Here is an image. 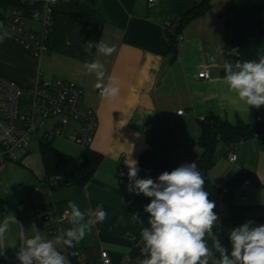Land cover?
<instances>
[{
	"label": "crops",
	"instance_id": "obj_1",
	"mask_svg": "<svg viewBox=\"0 0 264 264\" xmlns=\"http://www.w3.org/2000/svg\"><path fill=\"white\" fill-rule=\"evenodd\" d=\"M228 1L209 0L206 12L182 29L175 54L169 50L166 31L200 0H154L151 5L148 0H57L46 53L34 57L7 39L0 43V74L24 90L32 88L41 78H61L82 88L83 103L92 109L97 121L89 149L102 156L92 177L81 188L69 186L62 179L52 186L41 185L37 190L45 177L42 162L41 167L29 165L30 175L20 169L25 167L22 161L37 149L15 164L6 163L2 170L4 178L0 173L3 207L0 223L14 217L17 224L10 222L5 233L0 264L16 263L22 230L26 237L39 233L51 240L43 224L44 209L52 202L62 209L69 201L78 204L82 211L102 205L107 212V218L92 226L76 245L78 259L95 261L105 250L114 264H123L134 247H143L141 229L148 226L149 218L144 207L151 198L139 194L125 199L117 175L119 161L125 160L127 165L136 161L138 177L153 179L140 168V155L151 152L157 162L176 167L196 161L202 151L196 143L201 116L214 115L231 123L238 119L254 122L259 108L249 106L247 110L229 91L223 81L225 75L221 74L226 32L222 12ZM261 22L264 28V13ZM88 41H103L116 51L105 56L93 48L88 54L84 51ZM210 56L216 57L214 65ZM94 60L105 67V83L109 77L119 82L120 95L114 102L100 96L95 74H88L84 68L85 62ZM202 67L209 69L211 79L197 77ZM178 110L183 111L177 114ZM77 126V122L71 121L52 144L80 160L86 149L68 139ZM230 150L236 154L234 161L227 158ZM240 172L249 174L244 180L249 184L243 191V183L239 186L234 201L264 208V144L256 137L231 147L223 141L216 144L215 165L208 171L209 180L223 186ZM214 212L218 215L217 208ZM135 213L140 214L142 225L133 221ZM218 217L213 228L215 234L220 227ZM260 224L264 225V219Z\"/></svg>",
	"mask_w": 264,
	"mask_h": 264
},
{
	"label": "clouds",
	"instance_id": "obj_2",
	"mask_svg": "<svg viewBox=\"0 0 264 264\" xmlns=\"http://www.w3.org/2000/svg\"><path fill=\"white\" fill-rule=\"evenodd\" d=\"M7 36L6 30L0 33V43ZM93 48L105 56L116 51L114 46L103 41H88L84 51L91 54ZM237 51L232 49L233 53ZM209 60L213 65L216 63L215 56H210ZM223 67L224 83L247 106V110L249 106H264V52H258L255 60L234 64L225 60ZM84 68L88 74H95V87L100 90L102 98L114 102L119 97V82L113 77L104 82L102 63L95 60L85 62ZM138 172L136 161L128 165L127 176L131 183L127 190L151 199L144 207L149 218L148 226L141 229L143 259L137 257V264H264V225L253 226L246 222L233 228L229 234L230 253L213 232L219 219L214 212L216 204L204 189L205 180L195 161L182 164L171 172L165 171L155 181L150 177L139 178ZM67 207L70 211H65L64 216L71 226L59 229L54 240H46L39 233L26 237L23 230L20 232L21 246L16 253L20 264H70L55 245L75 247L92 226L107 218L102 205L82 211L78 204L69 201ZM132 219L137 224L144 223L139 213L133 214ZM10 222L17 224L14 217L0 223V248H3Z\"/></svg>",
	"mask_w": 264,
	"mask_h": 264
},
{
	"label": "built area",
	"instance_id": "obj_3",
	"mask_svg": "<svg viewBox=\"0 0 264 264\" xmlns=\"http://www.w3.org/2000/svg\"><path fill=\"white\" fill-rule=\"evenodd\" d=\"M32 6L10 7L3 12L0 21L2 30L7 31V40L23 48L34 57H40L50 48V35L53 27L54 6L57 0H24ZM154 0H148L151 5ZM169 26V25H168ZM171 26V25H170ZM197 77L205 80L212 78L210 71L202 67ZM24 93L27 98L23 99ZM183 110L176 113L181 114ZM205 117L201 116L200 120ZM256 121H264V117L257 114ZM77 122V128L69 134L68 139L81 148H88L93 140L97 126L96 116L92 109L83 103V90L76 83L61 78H41L36 84L24 90L17 82L0 74V173L8 161L19 162L32 150H38L41 142L61 137L67 125ZM264 144V133L257 137ZM227 158L236 159V154L229 151ZM128 165L120 160L117 168L119 178L128 177ZM158 173L155 177L160 175ZM60 175L44 177L41 185L52 186L62 179ZM155 181V180H154ZM249 184L246 180L241 190ZM65 211L67 207L59 209L56 203H51L44 209L43 224L46 233L54 240L59 229H67L69 225ZM256 216L253 226L262 225ZM65 255L70 264H114L107 251L102 250L95 261H81L78 259L77 247H67L63 244L55 245ZM129 262L127 257L123 264ZM15 264H20L17 259Z\"/></svg>",
	"mask_w": 264,
	"mask_h": 264
},
{
	"label": "trees",
	"instance_id": "obj_4",
	"mask_svg": "<svg viewBox=\"0 0 264 264\" xmlns=\"http://www.w3.org/2000/svg\"><path fill=\"white\" fill-rule=\"evenodd\" d=\"M209 0H200V3L185 11L180 20L170 26L166 31L169 50L172 54L177 52L180 33L184 26L193 18L203 15L208 9ZM22 8L31 10L32 6L24 0H0V21L3 12L10 8ZM264 13V0H229L222 16L226 22L225 43L222 51L225 60L232 62L258 59V52H264V28L261 15ZM238 49L233 53L232 49ZM222 75H225L223 70ZM259 115L264 117V106L259 108ZM201 132L197 139V145L202 149L199 158L195 161L205 180L204 189L209 193V199L214 201L217 213L220 216V227L216 233L222 244L231 251L229 234L231 230L243 223L252 222L256 216L263 217L264 208L258 204H240L234 201V194L243 181L249 177L248 173H238L229 179L223 186L212 183L208 178V171L215 165V149L219 141H223L231 147L237 142L249 138L259 137L264 133V121L244 123L236 120L234 123L226 119L211 115L200 120ZM39 154L43 165L45 177L60 175L67 185L81 188L92 177L102 156L88 148L82 159L78 160L52 144V140L41 142ZM140 168L153 177L165 171L171 172L175 165L167 162H157L151 152H144L139 158ZM131 183L128 177L120 178V188L125 199L130 200L137 196L127 190ZM0 199V209H2ZM142 247H134L129 253V262L135 264L137 257L141 256ZM218 255V254H217Z\"/></svg>",
	"mask_w": 264,
	"mask_h": 264
},
{
	"label": "rangeland",
	"instance_id": "obj_5",
	"mask_svg": "<svg viewBox=\"0 0 264 264\" xmlns=\"http://www.w3.org/2000/svg\"><path fill=\"white\" fill-rule=\"evenodd\" d=\"M0 32H3V30H2V28H0ZM27 98V94L26 93H24V96H23V99H26ZM55 140V139H54ZM55 144H57V140L54 142ZM16 162H11V161H8L7 162V165L8 166H10V165H12V164H15ZM19 165V164H18ZM22 165H23V167L24 168H20L21 169V172L23 171V173H25V174H28V175H30L29 174V172H28V167H29V165L31 166V167H33V168H35L36 166L37 167H41V160H40V156H39V153H38V151H36V152H34V153H32L30 156H27V158H25L23 161H22ZM20 166V165H19ZM1 175H2V177H3V173H2V171H1ZM4 178V177H3ZM12 179V181H14L15 179V177H13V175H12V177H11ZM21 181V180H20ZM19 181V182H20Z\"/></svg>",
	"mask_w": 264,
	"mask_h": 264
}]
</instances>
